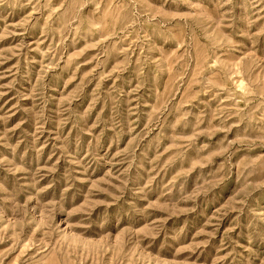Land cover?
<instances>
[{
	"label": "rangeland",
	"instance_id": "1",
	"mask_svg": "<svg viewBox=\"0 0 264 264\" xmlns=\"http://www.w3.org/2000/svg\"><path fill=\"white\" fill-rule=\"evenodd\" d=\"M0 264H264V0H0Z\"/></svg>",
	"mask_w": 264,
	"mask_h": 264
}]
</instances>
